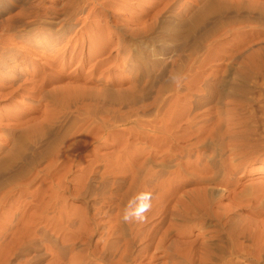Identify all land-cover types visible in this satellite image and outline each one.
Listing matches in <instances>:
<instances>
[{
  "label": "rangeland",
  "instance_id": "374dc122",
  "mask_svg": "<svg viewBox=\"0 0 264 264\" xmlns=\"http://www.w3.org/2000/svg\"><path fill=\"white\" fill-rule=\"evenodd\" d=\"M107 1L90 27L84 0H0L4 37L81 18L68 52L41 59L31 43L15 48V74H28L18 95L0 99V264H264V26L202 17L193 36L174 40L162 25L185 22L195 0ZM149 38L171 49L154 58ZM76 49L84 62L70 57ZM59 69L60 84L76 78L86 93L76 105L38 95L56 86L42 75ZM44 110L61 119L62 141L40 154ZM144 191L147 220L124 223V206Z\"/></svg>",
  "mask_w": 264,
  "mask_h": 264
},
{
  "label": "bare ground",
  "instance_id": "6f19581e",
  "mask_svg": "<svg viewBox=\"0 0 264 264\" xmlns=\"http://www.w3.org/2000/svg\"><path fill=\"white\" fill-rule=\"evenodd\" d=\"M106 1L107 0H84V3L88 4V6L91 5L92 6V9H91V11H89L88 15H86L85 17L82 18L83 19V25H87L88 24V26L92 27L91 25H89V18L90 17H102L103 14H106L108 12L107 11L108 4L106 6ZM195 1L197 2L198 7L194 11H191L189 8L186 7V9L183 12H181L182 15L179 16V17H184V18L185 17H188L185 22H179V21L178 22H175V23L169 22V23H166V24L162 25V29H163L162 30V33H166V34H163V35H167V36H169V38L174 39V40H178V37L182 35V32H184V34H183L184 37H188V35H190L191 33H192V36H193V32L195 31V29H197V27L202 23V17H247V18L250 17V18L254 19L256 23L257 22L260 23L259 26L260 25L261 26H264V0H195ZM107 2L109 3V1H107ZM166 2L167 1H165L164 5H162L159 9H157L156 11H154V13L152 14V17H157L160 14L161 10L164 9L165 6H166V4H167ZM98 7L101 8V11H100V8H99L98 13L96 15H93L92 16L93 10L96 9V8H98ZM191 8H192V6H191ZM141 12H143V11H141ZM132 17H135V16H132ZM63 18H61V20L60 19L59 20H55V19L53 20V18H50L51 20L49 22L47 20L48 23H46V24H49L51 26H53V25L55 26L56 25L57 28H54V30H50L48 33H46V34H44L42 36H40V35L39 36L38 35L27 36V35H23V34H20V35H18V34L17 35H14V34L11 35L10 34L7 37L6 36L4 37L2 35L3 36L2 37L0 35V99L3 98V97H7V96L10 98V96L12 97L14 95H18L19 92H20V90L22 89V86L23 85L22 84L15 85V82H17V81H19L21 79L22 80L24 79L23 81H25V79L27 78V77L25 78V75L28 74V73H25V74L23 73L24 74V77H20L19 74L18 75L15 74V67L12 66V63H14V62L16 63L15 60L18 58V52L15 50V48H17V47L20 48L19 45H18V43H21V45H22V43H31L32 45H34L35 46V52L39 54L38 56L41 59H43V58H45V59H47V58L48 59H51L52 57H55V54H63L65 51H67V47L69 46V44L71 42V39L76 38L77 32L74 35L72 34L73 35L72 38H71V36H69L70 39L69 40L66 39V42L65 43H63V40H64V38L67 35H71L72 29H73L72 26H73L74 22L76 20L81 19V18H79V17L76 18V19L74 18V20L73 19L72 20L71 19H68L67 20V18L65 20V17H63ZM181 21H183V20H181ZM243 22H245V20ZM251 25H252V23H251ZM31 26H32V24H31ZM36 27H37V25L34 26V24H33L32 28H30V29L31 30L33 29L34 30V28H36ZM249 28H251V27H249ZM200 29H201V27H200ZM143 30L141 29L142 32H143ZM87 32H88V30H87ZM89 32H91V29L90 28H89ZM199 33H201V31ZM30 35H32V34H30ZM239 35H240V33H239ZM192 36H190V37H192ZM152 38H149L151 40L143 41L142 43H144V44H142V45H143V48H146V49L147 48H152L151 45L154 46L151 49V52H152L151 53V56H153L154 58H155V56H157L159 50L166 51L167 49H169L171 47L170 46V42H163L162 44L161 43L155 44L157 41H160V40L159 39H156V42H155V40L152 39ZM120 39H122V37ZM76 42H77V40H76ZM61 43H63V44H61ZM183 43L185 44V42H183ZM243 44H245V43H243ZM193 47H195V46H193ZM21 48H22V46H21ZM60 48H61V50H59ZM69 48L70 47H68V50H69ZM5 49H9L8 53L4 51ZM179 49H181V48H179ZM31 50H33V49L31 48ZM46 51H49L52 54L48 57L47 56L48 55L47 53H49V52L46 53ZM79 53L82 56V58H81L82 61L84 62L85 59L83 57V52L81 50H77V49L76 50H73L71 52L70 57L71 58H76V56H78ZM91 53H93V49L89 47L88 48V60L91 59ZM28 54H29V52H28ZM91 66H92V70L90 68L91 72L89 71V75H87V78H89V77L91 78L92 77V79H93L94 78L93 75H95L94 73L96 71V68H95L96 64H91ZM18 70H21V69H18ZM53 74H54V72H53ZM30 76H32V74ZM46 77H47V73H46V75H42V77H41V83L44 81V85H46L48 82H50L49 83L50 85L53 84V83H55L56 86H54L52 88H49V89H46V91H43V90L41 91V89H39L38 90V95H40L42 93L41 96H43V97H46L47 96L50 99V101H52V102H54L56 100L58 101L59 100L58 97H60V99L62 100V99H64L66 97V95H68L69 97H66L65 100H71V101L73 100V101H75V104L74 105H76V103L78 102L79 99H81L84 95L86 96V93L80 92L79 91L80 88H78V86L74 84L75 82H77V81H75L76 78L69 77V79H70L69 81H65V84H60L61 82H64V78H65V75L63 74V70L62 69H59L58 70V73L55 74V76H54L53 79H50V77H49V79L47 80ZM92 79H89L88 82H93ZM46 80H47V82H46ZM65 80H67V76H66V79ZM86 83H87V81H86ZM35 86H34V89L36 88ZM30 90H32V89H30ZM36 90H37V88H36ZM81 91H82V87H81ZM92 95H91V92L90 93L89 92L87 93V96L88 97L92 96V100H93L94 99V94H92ZM96 101H98V100H96ZM56 102H54V103H56ZM66 103H62L61 102V105L60 106H62L61 107L62 110H65ZM76 108H78V107H76ZM45 110H47V109L45 108ZM45 110H44V112H45ZM48 110H49V108H48ZM51 111L54 112V109H52V110L50 109V112ZM60 111H59V113H60ZM90 111H91V109H89V112ZM44 112H43L42 119H41V121L39 123L41 125H38V126H40L42 128L38 131L39 136H40V139L39 138L38 139H39L40 142L37 141V143L39 142V144H40L41 143V140L43 138H45L46 139V145L43 144L45 146L43 148V150L37 151L40 154H42L44 152L54 151V150L58 149V144H60L59 142L62 141V140L57 141V139L59 137H61V135H59L60 131H59L58 127H57V126L60 125V123H62L61 122V119H59V117H55V118H54V116L51 117V115H48L46 112L45 113ZM8 114H9V112L7 113V116H11V117H8L7 120H9L10 118L13 117V115H8ZM57 116H58V114H57ZM5 125H9L8 127H10V128H8V130L15 128V126H18L17 124H8V123L5 124ZM106 127H107L106 130H108L109 129L108 128L109 126H106ZM7 163H8V161H7ZM2 164H3V161H2ZM4 164H5V162H4ZM46 171H44V173H43L45 175V177H52V175L55 174L57 170L55 172L54 171H51V172L47 171L46 172ZM62 175L60 174V176H62ZM61 178L62 177H60V179Z\"/></svg>",
  "mask_w": 264,
  "mask_h": 264
},
{
  "label": "clouds",
  "instance_id": "9594fccd",
  "mask_svg": "<svg viewBox=\"0 0 264 264\" xmlns=\"http://www.w3.org/2000/svg\"><path fill=\"white\" fill-rule=\"evenodd\" d=\"M153 194L149 191L139 192L134 195L122 211L121 219L124 223L138 222L147 220V215L152 208Z\"/></svg>",
  "mask_w": 264,
  "mask_h": 264
}]
</instances>
